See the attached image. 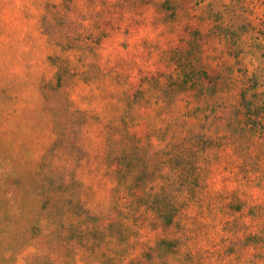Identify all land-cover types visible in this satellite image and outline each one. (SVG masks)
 <instances>
[{
  "label": "trees",
  "instance_id": "trees-1",
  "mask_svg": "<svg viewBox=\"0 0 264 264\" xmlns=\"http://www.w3.org/2000/svg\"><path fill=\"white\" fill-rule=\"evenodd\" d=\"M71 3L72 0L46 1L36 13L47 44L41 46L42 51L44 49L41 60L51 62L52 78L46 77V71L31 69V64L24 60V51L18 54L12 51L9 39L19 28L9 21L0 23L3 36L0 51L7 53L4 61L15 54L20 64L15 87L9 92L3 90L6 99L0 107V129L9 140L6 146L12 150L7 154L3 152L0 162H12L16 172L13 179L3 177L6 185H15L10 210L18 211L31 221L27 229L13 230L12 236L2 238V243H8L15 234L21 233L24 237V243L11 253L9 260L12 264H27L37 248L38 252L48 255L50 264H69V257L78 254L76 247L85 235L93 233L103 244L102 232L106 225L97 211L93 215L84 206L88 203L91 208L102 205V210L111 214H119L127 208L126 215L135 222L144 220L149 210L166 226L181 217L190 220L196 231L192 232L191 225L186 224L183 235L173 238L177 250L186 247L190 264H212L213 258L216 260L213 264H264V199L239 193L237 185L228 189L223 177L215 179L199 161L203 159L208 163L215 158H208L209 150L225 151L223 139L232 144L234 135L242 134V137L239 135L242 148L233 146L231 150L242 158L239 167L244 182L253 189L260 186L261 196H264V185L258 181L253 184L264 170V103L258 102L254 93L235 92L234 119L221 124L225 129L223 133L210 129L207 124L213 121L216 111L207 94L212 89L215 91L219 76L206 71L197 76L189 71L181 73L177 67L179 59L175 51L169 49L165 52L167 58L178 69L168 73L163 81L161 75L148 77L158 79L161 109L164 114L168 113L163 125L151 124L147 126V133L138 137L130 131L132 123L126 117L103 118L71 106L73 101L61 87V74L71 71L74 74L81 69L76 64L75 70L71 69L68 51L95 56L94 51L110 29L101 26L100 21L107 15L113 20L114 15H119L121 19L126 13L124 9L116 12L85 5H77L76 11ZM20 13L27 12L20 10ZM88 14L91 19L87 18ZM53 45L64 53L45 54L46 48ZM98 65L91 58L85 69L98 78ZM108 77L104 74V78ZM145 88L139 85L124 106L117 105V110L123 113L128 106L134 112L138 100L143 101L137 94L145 97L151 92ZM54 98L56 101L52 103ZM147 99L145 97L144 101ZM47 119L49 129L45 124ZM233 120L237 126L233 125ZM49 133L51 141L46 143ZM36 145L42 149L37 160L30 158ZM233 181L241 182L238 175ZM147 186L150 191H146ZM9 190L8 186L1 188L0 195L5 198ZM57 199L62 200L60 208ZM199 208L209 211L207 226L218 232L199 235L198 226H201L196 211ZM232 224H238L241 231L228 230L227 226ZM98 256L92 264H107L112 258L106 259L104 253ZM129 264H140V260Z\"/></svg>",
  "mask_w": 264,
  "mask_h": 264
},
{
  "label": "rangeland",
  "instance_id": "rangeland-1",
  "mask_svg": "<svg viewBox=\"0 0 264 264\" xmlns=\"http://www.w3.org/2000/svg\"><path fill=\"white\" fill-rule=\"evenodd\" d=\"M46 1L60 3L62 0H0V23L9 21L11 25L19 28L9 39L12 51L17 54L24 51V60L31 64V69L46 71V77L52 78L51 62L48 59L41 60V55L44 54L41 46L46 44V37L41 32L36 14L42 10V4ZM71 4L76 11L77 5L116 12L123 9L126 11L121 19L119 15H114V20L105 15L106 18L100 21L101 26L110 29L94 51L95 56L68 51L71 69L75 70V64L81 69V72L76 71L74 74H71L72 71L70 74H61V87L73 101L71 106L86 109L103 118L117 117L120 120L126 117L132 123L130 131L138 137L145 135L147 126L151 124L163 125L168 113L164 114L165 111L161 109L163 102L159 101L161 94L158 79L154 77L150 80L148 77L161 75L163 81L168 73L178 69L167 58L168 54L165 52L169 49L175 51L179 59L177 67L181 73L189 71L197 76L206 71L210 75L219 76L215 91L212 89L207 94L216 111L212 115L213 121L207 124L210 129L223 133L225 129L221 124L234 119L232 104L235 92L245 90L247 95L254 93L258 102L264 103V0H72ZM20 10L27 13L21 14ZM87 18L91 19V14ZM2 39L3 36L0 35V41ZM59 53L64 52L54 45L45 50L47 55ZM5 56L7 53L0 51V107L6 99L3 90L9 92L15 87L20 69L17 55L13 54L8 61H4ZM91 58L99 63L98 78H95L92 71L85 69ZM104 74L109 77L104 78ZM139 85L151 91L145 96L148 97L147 102L140 93L136 97L143 101L138 100L134 112L128 106L123 113L118 111L117 105L124 106ZM53 100L52 103L56 101L55 98ZM30 102L33 105L34 100ZM47 121L48 119L45 124L49 129ZM233 121L232 124L237 126L236 120ZM49 135L50 138L45 139L46 143L51 141L52 134ZM239 135H234L232 144L223 139L225 151L209 150L208 158H215L208 163L203 159L199 161L204 163L205 170L210 171L215 179L223 177L228 189L237 185L239 193L251 194L254 199L263 200L260 186L253 189L249 187V183L244 182L239 167L242 158L231 150L233 146L242 148V136ZM5 136L7 135L0 129V155L12 150L6 146L9 140ZM34 148L30 158L37 160L42 149L37 145ZM15 173L12 162H0V190L6 186L11 189L6 192L5 198L0 195V264H12L9 260L11 253L24 243L21 233L15 234L8 243H2V238L12 236L13 230L27 229L31 224L29 218L22 217L16 210H10V205L14 203L11 193H16L15 185H6L3 177L13 179ZM236 175L240 183L233 181ZM211 180L208 182L211 183ZM257 181L264 185V170L254 179L253 184ZM150 190L147 186L146 191ZM56 202L60 208L62 200L57 199ZM84 206L93 215L97 211L101 222L106 225L102 232L103 244L98 242L93 233L85 235L76 247L78 254L69 257V264H92L100 257V253H104L106 259L112 257L107 264H116L115 260L129 264L138 259L140 264H190L185 254L186 247L182 246L177 250L176 241L173 239L176 235H183L186 224L191 225L192 232L196 231L190 220L185 221L181 217L179 221L166 226L155 212L149 210L145 213L144 220L135 222V219L126 215L127 208L119 214H111L106 209L102 210V205L91 208L86 203ZM196 211L197 221L202 228L197 223L195 225L198 226L201 237L219 231L211 230L207 226L208 216L210 217L208 210L199 208ZM227 228L235 232L242 229L238 224ZM165 240L170 243L163 242ZM33 252L27 264H50L47 254L38 252L37 248ZM214 260L211 259L212 264Z\"/></svg>",
  "mask_w": 264,
  "mask_h": 264
}]
</instances>
